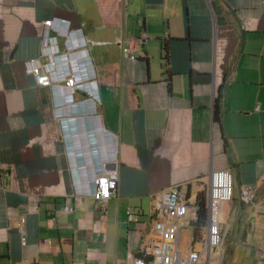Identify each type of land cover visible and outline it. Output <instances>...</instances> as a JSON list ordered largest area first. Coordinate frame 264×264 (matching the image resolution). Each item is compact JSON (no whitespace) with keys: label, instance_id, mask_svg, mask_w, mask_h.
I'll return each mask as SVG.
<instances>
[{"label":"crops","instance_id":"crops-1","mask_svg":"<svg viewBox=\"0 0 264 264\" xmlns=\"http://www.w3.org/2000/svg\"><path fill=\"white\" fill-rule=\"evenodd\" d=\"M52 19L84 31L98 117L25 73ZM218 170L233 178L223 248L264 264V0H0V264H133L158 239L159 194L207 201ZM101 172L117 174L104 208Z\"/></svg>","mask_w":264,"mask_h":264},{"label":"built area","instance_id":"built-area-1","mask_svg":"<svg viewBox=\"0 0 264 264\" xmlns=\"http://www.w3.org/2000/svg\"><path fill=\"white\" fill-rule=\"evenodd\" d=\"M61 21L52 19L43 23L38 56L23 63L25 73L32 75L38 86L51 90L54 99L57 97L55 102L59 109L63 107L61 105L75 104V96L80 95L81 103L86 107L90 105L89 113L98 117L95 105H100L101 102L97 75L88 54L89 42L82 28L69 30ZM50 32L54 34L53 37H49ZM56 38L62 39L61 53L57 49ZM129 53H132L131 49ZM109 139L116 153V136L111 135ZM116 183V172H101L92 178L91 197L97 206L104 208L115 191ZM232 196L231 173L228 170L213 171L209 179L206 201L205 233L200 241L195 242L193 231L199 210L197 203L188 202L185 187L161 192L155 206L153 222L158 239H145L143 250L134 258L133 264H209L213 253L216 254L214 260L220 262L223 239L227 232L222 221L221 209L225 203L231 201ZM241 200L244 203L253 201L252 192L248 187L243 188ZM189 208L194 211L191 222L186 221ZM127 218L129 222L135 221L130 213ZM24 224L25 218L21 216L18 219L17 230L21 236L22 246L26 241ZM186 228H190L192 234L188 241L187 253L183 256L180 248L181 234ZM196 244L200 245V250L195 249ZM260 260L264 261V253L260 254Z\"/></svg>","mask_w":264,"mask_h":264},{"label":"rangeland","instance_id":"rangeland-1","mask_svg":"<svg viewBox=\"0 0 264 264\" xmlns=\"http://www.w3.org/2000/svg\"><path fill=\"white\" fill-rule=\"evenodd\" d=\"M189 229L188 230H183L182 231V236H181V244H180V248H181V252L182 255H186L187 250H188V237H189ZM200 245L196 244L195 245V249L196 250H200ZM216 257V254H212L211 256V261L209 264H239V263H249L251 260V257L253 258L252 255H244L241 251V249H235L233 250V248L227 250L225 248H223V252H222V257L221 260L219 262V260L215 261L214 258Z\"/></svg>","mask_w":264,"mask_h":264},{"label":"trees","instance_id":"trees-1","mask_svg":"<svg viewBox=\"0 0 264 264\" xmlns=\"http://www.w3.org/2000/svg\"><path fill=\"white\" fill-rule=\"evenodd\" d=\"M166 56L163 55V59H165ZM218 117V110L217 107L215 108V118ZM196 203L199 207V210L197 212V220L194 223V231H193V235H194V240L195 242H198L202 239L203 237V229L205 228V218H206V199L204 196V193H200L197 196V200Z\"/></svg>","mask_w":264,"mask_h":264}]
</instances>
